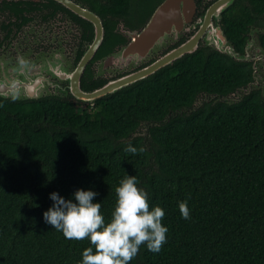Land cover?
<instances>
[{"label": "trees", "instance_id": "obj_1", "mask_svg": "<svg viewBox=\"0 0 264 264\" xmlns=\"http://www.w3.org/2000/svg\"><path fill=\"white\" fill-rule=\"evenodd\" d=\"M80 1L102 22L94 57L122 41L115 24L136 27L144 7L149 12L158 2ZM77 21L88 40L90 24ZM219 24L242 53L250 28L264 27V0H233ZM257 40L264 51V30ZM251 73L250 61L199 45L92 102L0 96V264H82L92 245L45 222L50 194L76 202V190L94 191L107 222L116 187L132 175L150 208L164 210L168 232L158 253L142 246L130 264H264V90L225 98L252 82ZM99 83L84 70L82 89ZM129 145L144 151L126 152ZM184 201L190 219L180 214Z\"/></svg>", "mask_w": 264, "mask_h": 264}, {"label": "flooded vegetation", "instance_id": "obj_2", "mask_svg": "<svg viewBox=\"0 0 264 264\" xmlns=\"http://www.w3.org/2000/svg\"><path fill=\"white\" fill-rule=\"evenodd\" d=\"M144 1L148 2L149 8L150 4L154 3V0ZM213 1L194 0L195 13L192 20L185 25V27H188V30H181L175 40L170 39L151 59L130 69H121V67L116 65L114 60L107 61L104 60V57L129 42L130 37L128 33L132 30L139 31L162 0L154 3L149 12L148 8L144 7L143 13L146 14L145 19L136 27L127 28L122 22L115 24L112 32L117 34L122 41L116 43L106 53L94 57L99 44L80 75L81 78L84 70L88 69L91 80L100 83L89 89L80 88L84 91L97 89L111 80L138 70L184 42L199 27L196 19L204 13ZM68 2V5H64L58 0H0V91L7 92L13 87L11 84H21L23 81L29 86L38 82L31 88L33 94H38L44 78V70L40 69V63L46 59L51 60L57 52H64L66 56H69L73 65L71 70H73L92 39L93 29L90 22L86 20L91 26V37L88 40L81 38L83 33L87 36L89 29L77 21L78 17L83 18L72 10L74 6L70 8L69 5L73 4L87 8L88 10L90 9L80 0H68ZM198 8L202 9V11L196 14ZM138 13V8L135 7V2H133L132 17L136 19ZM96 62H101L102 68H96ZM65 80L67 81V85ZM65 80L59 84L55 83L51 86L52 91L40 94V96H72L69 91L68 80ZM29 92L24 91L26 94Z\"/></svg>", "mask_w": 264, "mask_h": 264}, {"label": "water", "instance_id": "obj_3", "mask_svg": "<svg viewBox=\"0 0 264 264\" xmlns=\"http://www.w3.org/2000/svg\"><path fill=\"white\" fill-rule=\"evenodd\" d=\"M58 1L62 2L64 5H68L69 3L68 0ZM232 1L233 0H214L206 8L204 13L196 19V23H199V27L184 42L170 49L160 57L156 58L154 61L139 68L138 70L111 80L105 83L103 86L91 91H84L80 88V75L84 69V66L91 59L102 40V22L98 15L87 8H82L73 4L69 5L70 8L74 6L72 10L80 17L90 22L93 29L92 39L80 57L79 61L74 66L73 70L68 72L69 74L63 75L64 78L68 80L70 93L76 100L92 102L96 98L108 93H112L128 84L148 76L160 67L170 64L173 60L181 57L183 54L193 52L200 44L204 47H208L209 49H214L220 53H223L235 60L251 62V75L253 80L247 84V92L249 91L250 85H253L254 88H259L256 82L255 73L258 67L262 69L260 75V88H262L261 95H263L264 51L258 44L257 35L255 38L257 44L255 47V56H250L248 54V47L250 45V41L248 40L249 37L245 41L242 53H238L234 50L232 44L226 39L219 24L221 11L229 6ZM194 13V0H162V2L157 5L147 22L139 31L132 30L128 33V36L130 37L129 42L121 46L117 52L120 59L125 60V62H133V67L143 63V58L147 59L150 51H152L156 46L160 45L164 38L169 36L170 39L175 40V38L179 36V32L181 30H188V27H185V25L192 20ZM252 29L253 28L251 27L248 35L252 34ZM262 31L263 30H261V32ZM113 53L114 52L107 54L104 57V60H112L115 54ZM46 80V78H43L44 82ZM37 83L38 82H35L31 86L26 85L24 81L21 82V84H11V86H13L11 89H16L14 93L17 94H7V92L0 91V96L11 99L38 98L40 97V94H33L31 89ZM240 89L242 90V88ZM20 90L23 91V94L20 93ZM25 90L26 92H30L26 94L24 93Z\"/></svg>", "mask_w": 264, "mask_h": 264}, {"label": "clouds", "instance_id": "obj_4", "mask_svg": "<svg viewBox=\"0 0 264 264\" xmlns=\"http://www.w3.org/2000/svg\"><path fill=\"white\" fill-rule=\"evenodd\" d=\"M125 151L136 154L144 149L129 145ZM139 184L133 175L120 181L115 189L116 204L107 222L101 203H93L98 193L80 189L74 193L76 202L51 193L54 203L43 213L44 220L69 240L90 241L92 247L83 251L82 264H130L142 246L158 253L168 232L162 224L164 210L159 206L150 208L148 193ZM179 210L184 219H190L187 201L179 203Z\"/></svg>", "mask_w": 264, "mask_h": 264}, {"label": "rangeland", "instance_id": "obj_5", "mask_svg": "<svg viewBox=\"0 0 264 264\" xmlns=\"http://www.w3.org/2000/svg\"><path fill=\"white\" fill-rule=\"evenodd\" d=\"M261 30H264V27H253L252 29V34L249 35V47H248V54L250 56H255V47H256V35L258 32H261ZM170 41L169 36H167L166 38H164L161 42L160 45L156 46L152 51H150V53L148 54L147 59L143 58L144 61L143 62H147L149 59H151L158 50H160L161 48H163L168 42ZM160 47V48H158ZM118 50L114 51V57L112 60H114V62L116 63L117 66L121 67V69H130L131 67H133V62H125V60L120 59L119 55H118ZM64 52L63 53H59L57 52V54H54L53 58L51 60L46 59L43 62L40 63V69H44V73H43V77L46 78L47 80L44 82H42L40 89L38 90V94H44V93H48L50 91H52L51 86H53L55 83L59 84L61 82H63L65 80L64 78V74L69 72L73 65L71 60L69 59V56H66ZM257 56V55H256ZM132 64V65H131ZM102 64L101 62H96L95 63V67L96 68H102ZM115 66V64H114ZM23 70V69H22ZM261 71L262 69H260L258 67L255 75H256V82L258 84V87L260 88L261 86ZM12 81V80H11ZM10 81V83H11ZM66 81V80H65ZM66 85H67V81H66ZM250 88H254L253 85H250ZM248 90V86H246L245 88L239 89L237 92L235 93H231L229 95H227L228 97H225L228 100H233L235 97H239L243 92H246ZM16 91V89H11L9 91H7V94H17L14 93ZM20 93L23 94V91L20 90ZM199 102V101H198ZM196 104V102H195Z\"/></svg>", "mask_w": 264, "mask_h": 264}]
</instances>
